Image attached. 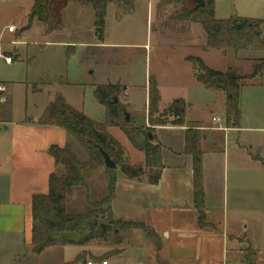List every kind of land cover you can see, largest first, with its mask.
Listing matches in <instances>:
<instances>
[{"label":"crops","instance_id":"crops-1","mask_svg":"<svg viewBox=\"0 0 264 264\" xmlns=\"http://www.w3.org/2000/svg\"><path fill=\"white\" fill-rule=\"evenodd\" d=\"M158 2L159 0H135L131 12L136 13L140 5L147 12H152ZM32 5L33 2L30 9ZM253 11L250 14L252 16L245 18L264 20V0H258ZM28 15L29 12L20 19L28 20ZM193 24L189 26L187 33H190ZM10 25L14 26L12 23L2 25L0 19V44L5 33H17L15 26L13 32L7 30ZM101 28L104 33V28ZM10 42L17 43V39L12 38ZM205 45L206 35L202 51L209 50ZM3 55L11 56L9 53ZM188 56L193 55L187 54L185 60ZM198 57L205 63L203 57ZM245 58L253 65L264 57ZM124 78L125 76H116L115 79L108 80L107 84L124 86L125 90L119 101L126 106L130 118L137 125L152 128L161 145L162 169L156 184L149 183L146 175L129 179L116 170L111 211L117 220L140 223L143 226L127 230L125 239L119 245H65L48 247L40 254H34L32 250L31 253L39 256L50 252L57 259L55 264H68L79 256L75 264H247L248 253L252 252L254 264H264V73L242 81L238 100L240 115L236 126L225 121L224 93L205 88L197 81L196 71H147L140 91L144 105L140 121L136 120V112L133 110L139 88L127 83ZM149 78L154 79L159 93L157 114L172 100L181 98L187 105L185 125H149ZM0 84L5 87V91L0 92V103H6L9 86L5 81H0ZM46 85V101L31 116L26 111L23 117H5L0 110V241L10 245L11 250L21 244L32 248V197L47 193L51 173H62V169L55 166L48 148L63 147L71 143L63 128L37 123L48 102L59 94L71 107L99 122L86 112L83 98L76 103L71 102L63 91L65 84L62 81L47 82ZM34 89L36 93L44 92L37 87ZM209 92L223 93L224 105L217 116L221 118L220 124L211 120L213 116L210 120L187 116L188 110L197 103H203L204 96ZM171 119L169 115L168 120ZM187 129L196 130L200 135L198 147L200 183L207 223L205 227L198 225L194 207L193 158L185 152ZM107 132L121 145L129 164L143 165L144 153L134 148L118 127L108 126ZM89 171L104 176L107 193L109 178L104 168ZM87 172L84 174L86 182ZM87 185L88 189V182ZM69 204L67 197V209ZM13 257L14 260L17 259L18 253Z\"/></svg>","mask_w":264,"mask_h":264},{"label":"trees","instance_id":"trees-1","mask_svg":"<svg viewBox=\"0 0 264 264\" xmlns=\"http://www.w3.org/2000/svg\"><path fill=\"white\" fill-rule=\"evenodd\" d=\"M135 0H34L29 11L28 28L33 20L43 23L45 31L51 33L61 26L63 9L73 2L91 4L95 13V26L102 27L105 11L112 3L117 9L130 10ZM198 6L195 0H159L156 10L171 7L168 17L163 22L164 28H177L178 31L188 30L197 23L206 35V48H214L222 53L227 51L264 50V20L231 16L217 19L214 15V0H202ZM262 25V28L260 27ZM196 71V79L205 88L220 90L225 95L226 109L224 112L227 124L236 126L239 120V91L242 81L260 76L264 73V58L252 65L248 75H241L235 69L226 71L214 70L196 56H188ZM125 90L119 84H103L94 88L96 101L104 107L103 122H96L66 103L64 98L56 94L49 101L37 123L40 125H56L63 128L67 135L84 152L86 158L81 159L71 143L63 147L50 146L49 154L55 166L62 168V173H51L48 179L46 194H35L32 197L31 215V250L40 254L48 247L84 246L91 243L119 245L125 239L130 228L143 226L140 223L117 220L111 211V198L116 182L115 171L129 179H138L144 175L151 184L159 181L162 164L160 160L161 145L150 127L136 125L132 118L125 119L126 106L119 101ZM1 95V93H0ZM114 98L117 102L113 103ZM159 93L153 78L148 85V116L150 126L185 125L186 102L177 98L160 113L158 118ZM171 120H168V116ZM108 126L118 127L128 138L131 145L145 155L143 165H131L125 159L121 145L107 132ZM148 133H151V138ZM200 135L196 130L185 131V152L193 158V195L194 207L197 211V222L205 227L203 192L200 183ZM105 151L116 164L115 169L104 166L101 151ZM103 166L109 178L106 195L98 202L92 203L89 210L82 214L69 213L67 196L72 189H87L84 174L89 170ZM252 252L248 253L247 264H254ZM80 257V256H79ZM78 257V258H79ZM74 260L68 264H75Z\"/></svg>","mask_w":264,"mask_h":264},{"label":"rangeland","instance_id":"rangeland-1","mask_svg":"<svg viewBox=\"0 0 264 264\" xmlns=\"http://www.w3.org/2000/svg\"><path fill=\"white\" fill-rule=\"evenodd\" d=\"M32 2L0 0L2 25L12 23L17 29L16 34L5 33L0 44V81L9 86L7 102L0 103L1 115L5 117H23L26 111L31 116L46 101L47 82L62 81L65 84L63 91L71 102L76 103L83 98L86 112L93 119L103 122L104 108L95 101L92 89L107 84L116 76H125L127 83L139 88L133 110L136 120L140 121L144 113L140 91L147 71H195L192 63L185 60V56L191 54L203 57L205 64L215 70L236 69L239 73H250L252 62L245 57H264V51L254 50L222 53L209 48L202 51L205 33L199 24L194 23L190 33L178 31V27L164 28L162 21L171 11L169 6L147 12L140 5L133 14L131 9H117L110 3L105 11L103 33L101 27L95 26L91 4L73 2L63 9L61 26L57 30L47 34L43 23L36 20L24 29L27 20L20 18L29 12ZM257 2L214 0L215 18L252 16L250 14H253ZM97 28L101 29V35L96 32ZM99 36L102 38L98 39ZM12 38L17 39V43H11ZM7 53L13 58L11 64H6L4 60L3 54ZM15 55L18 56L15 58ZM35 87L44 92L36 93ZM204 97L203 103H197L188 110V118L210 120L212 116L220 115L224 105L223 93L209 92ZM157 118L158 114L152 116V120ZM71 144L77 155L85 159L81 148L73 140ZM86 179L88 189H72L67 196L69 213L87 212L92 203L100 201L106 194V179L102 174L89 171ZM14 250L0 241V264H55L57 260L50 252L33 255L31 249L22 244ZM16 253L18 257L14 260Z\"/></svg>","mask_w":264,"mask_h":264},{"label":"water","instance_id":"water-1","mask_svg":"<svg viewBox=\"0 0 264 264\" xmlns=\"http://www.w3.org/2000/svg\"><path fill=\"white\" fill-rule=\"evenodd\" d=\"M195 1H196L198 6L203 5V1L202 0H195ZM96 32H98L100 35L102 34L100 28H97ZM117 100H118L117 98H114L113 103H116ZM124 115H125V119L129 120L130 116H129V113L127 111L124 112ZM4 128H5V126H4ZM148 135H149L150 138L152 137L151 133H148ZM100 151H101V154H102V157H103L104 166L107 167V168H110V169H115L117 166L113 162V160L110 159V157L108 156V154L105 151H103V150H100Z\"/></svg>","mask_w":264,"mask_h":264},{"label":"built area","instance_id":"built-area-1","mask_svg":"<svg viewBox=\"0 0 264 264\" xmlns=\"http://www.w3.org/2000/svg\"><path fill=\"white\" fill-rule=\"evenodd\" d=\"M7 30H8L9 32H13V31L15 30V27L12 26V25H10V26L7 27ZM3 57H4L6 63L9 64V63L12 62V57H11V56H4V55H3ZM3 91H5V87H4V85L0 84V92H3ZM211 120H212L214 123H218V124L221 123V118H220V117H215V116H213V117L211 118ZM221 128H222V127H221ZM88 264H90V262H89ZM102 264H106V262H102Z\"/></svg>","mask_w":264,"mask_h":264}]
</instances>
